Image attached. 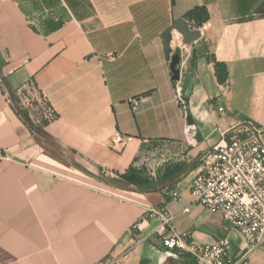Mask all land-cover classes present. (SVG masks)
<instances>
[{
  "label": "crops",
  "instance_id": "obj_1",
  "mask_svg": "<svg viewBox=\"0 0 264 264\" xmlns=\"http://www.w3.org/2000/svg\"><path fill=\"white\" fill-rule=\"evenodd\" d=\"M197 6L209 14L199 38L173 33L184 110L161 35ZM42 101L50 119L33 108ZM250 123L264 127V0H0V264H196L160 244L151 209L198 244L228 238L239 264H264V242L250 249L190 192L203 154ZM161 148L167 168L188 170L175 184L109 183L131 166L157 178Z\"/></svg>",
  "mask_w": 264,
  "mask_h": 264
},
{
  "label": "built area",
  "instance_id": "obj_2",
  "mask_svg": "<svg viewBox=\"0 0 264 264\" xmlns=\"http://www.w3.org/2000/svg\"><path fill=\"white\" fill-rule=\"evenodd\" d=\"M181 66L182 63L178 66L180 78ZM174 88L177 103L186 110L187 102L180 90V80L174 81ZM131 103L133 111H136L139 101L133 99ZM38 104L45 110L39 111L35 106V112L41 115L42 120L50 119L52 111L45 102ZM185 138L189 145L196 144L193 125L186 126ZM224 139V143L207 150L201 157L198 173L190 185L192 204L212 213H221L232 231L250 249H255L264 242V127L250 123L243 137L227 140L224 136ZM117 143L123 144L124 138L117 136L113 144ZM184 212H189V208ZM147 218L161 220L155 233L165 249L178 255H190L196 264H239L233 259L228 238H220L212 244H198L189 234L176 230L175 216L166 210L151 209L143 216V219ZM139 225L134 224L131 230L135 234V247L144 240L137 234ZM119 261L117 258L106 264H118Z\"/></svg>",
  "mask_w": 264,
  "mask_h": 264
},
{
  "label": "trees",
  "instance_id": "obj_3",
  "mask_svg": "<svg viewBox=\"0 0 264 264\" xmlns=\"http://www.w3.org/2000/svg\"><path fill=\"white\" fill-rule=\"evenodd\" d=\"M184 18L191 23L192 28L199 30L208 21L209 14L206 8L197 6L189 10ZM215 66L218 81L224 83L228 78L226 66L219 62H215ZM187 172L183 164H178L173 169L167 168L162 175L159 173L157 178H152L145 168L138 169L131 166L125 174L119 176L118 180H109V183L119 187H133L139 192L146 193L161 190L165 185L175 184Z\"/></svg>",
  "mask_w": 264,
  "mask_h": 264
},
{
  "label": "water",
  "instance_id": "obj_4",
  "mask_svg": "<svg viewBox=\"0 0 264 264\" xmlns=\"http://www.w3.org/2000/svg\"><path fill=\"white\" fill-rule=\"evenodd\" d=\"M177 33L182 37L181 44L183 46H188L200 36L199 30L192 28L191 23L185 18H181L176 21L170 28H168L162 35L161 40L164 46V55L166 60L170 64V69L172 73V80H180V69L178 66L181 63V53L180 51L173 52L172 42L173 33ZM189 125H193V121L190 117L187 118ZM200 140L199 136L197 137Z\"/></svg>",
  "mask_w": 264,
  "mask_h": 264
},
{
  "label": "rangeland",
  "instance_id": "obj_5",
  "mask_svg": "<svg viewBox=\"0 0 264 264\" xmlns=\"http://www.w3.org/2000/svg\"><path fill=\"white\" fill-rule=\"evenodd\" d=\"M172 160L173 159L171 157V154L164 151L161 148L160 154L156 155L154 158L155 162L153 163V166H154L155 171L160 172V173L164 172V169L167 168V166L172 162ZM148 169L145 167L146 172L149 174V172L147 171ZM150 170H152V169H150Z\"/></svg>",
  "mask_w": 264,
  "mask_h": 264
}]
</instances>
